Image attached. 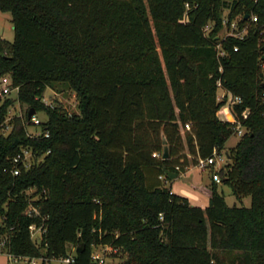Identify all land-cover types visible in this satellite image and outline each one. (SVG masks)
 I'll list each match as a JSON object with an SVG mask.
<instances>
[{
    "label": "trees",
    "instance_id": "obj_1",
    "mask_svg": "<svg viewBox=\"0 0 264 264\" xmlns=\"http://www.w3.org/2000/svg\"><path fill=\"white\" fill-rule=\"evenodd\" d=\"M0 9L15 31L0 36V79L48 115L40 135L19 119L0 133V246L43 264L71 250V264H91L100 243L121 247L127 264H264V0H0ZM237 18L247 32L221 36ZM218 79L243 97L234 110L246 127L219 173L250 205L229 204L216 180L210 204H192L160 177L225 148L234 129L218 115ZM57 85L76 92L79 112L45 103ZM13 103H0V125ZM23 147L42 158L13 174ZM32 224L45 228L40 242Z\"/></svg>",
    "mask_w": 264,
    "mask_h": 264
},
{
    "label": "rangeland",
    "instance_id": "obj_2",
    "mask_svg": "<svg viewBox=\"0 0 264 264\" xmlns=\"http://www.w3.org/2000/svg\"><path fill=\"white\" fill-rule=\"evenodd\" d=\"M229 9H225V15L227 16ZM238 22V18L233 20ZM211 28V26H210ZM238 29V25H237ZM236 29V30H237ZM230 28L225 26L221 31L220 35L225 36L229 32ZM209 32V29L207 30ZM238 31V30H237ZM15 31L12 20V12L9 10L0 9V36L10 40L14 39ZM264 69V65H263ZM222 92V88H218V93ZM8 97V96H7ZM9 97L14 99V103L11 105L7 118L4 123L0 125V133L8 134L16 127L17 119H19L26 127L28 133L32 135H40L43 130V121L48 119L47 112L45 110H40L36 112V117L40 119V122H34L29 120L28 112L32 107L30 104L23 102L17 98V90H14ZM6 98V97H5ZM2 99L0 103L4 100ZM43 100L46 104L55 105L61 104L70 113L79 112V101L76 92L72 89H61V85L50 86L47 88ZM48 101V102H47ZM219 115L225 120L233 119L234 115L230 109L228 103L222 105L219 110ZM241 135L237 132H233L232 135L225 143V150H229L230 147L234 146L240 139ZM36 158L35 153H31L29 157L30 163H34L36 160H40L42 155H38ZM222 165V164H221ZM214 170L211 169H201L198 166H192L186 171H182L177 177L169 178L163 181L169 185L173 191L188 197L192 204L197 205H209L211 202L210 194L207 192V188L211 187L213 180ZM219 188L224 191L226 200L229 204L237 205H250L251 196L247 195L242 198H238L232 190V187L225 181L218 182ZM35 188H30L28 191L31 193ZM40 231H35L33 238L40 242L41 236ZM127 259V253L119 252L118 257H115V261H120L121 264H127L125 261ZM0 264H43V258L35 256V262L25 258H20L12 255L5 246H0ZM46 264H68L60 258H52L47 260Z\"/></svg>",
    "mask_w": 264,
    "mask_h": 264
},
{
    "label": "built area",
    "instance_id": "obj_3",
    "mask_svg": "<svg viewBox=\"0 0 264 264\" xmlns=\"http://www.w3.org/2000/svg\"><path fill=\"white\" fill-rule=\"evenodd\" d=\"M187 6L189 7V3H187ZM257 19L258 16L256 14H253L251 16V20L256 21ZM225 21H227V19H225ZM237 25L238 22L232 21L231 26L229 27L230 30L226 35L237 34L243 36L247 32V25H245L242 30H238V31L236 30ZM210 26L211 24H207V26L205 27L207 33H208L207 30L208 29L210 30ZM220 46L221 45L219 43L218 47ZM235 48L237 49L238 47L236 46ZM217 84H218V88L219 87L222 88V92L218 93V99L220 100L225 99L226 103L229 104L230 109L234 115L233 119L230 120L233 123L234 132H237L240 135L244 134L246 131V127L243 123L242 118L238 116L237 112L234 110L235 105L243 101V97L240 94H235L232 91L226 89L223 86L221 79H218ZM14 90H18V86H13L10 76L8 75L2 76V78L0 79V101L5 97L9 96ZM248 113H249V109H246L244 110L243 115L247 116ZM31 119L34 122H38V123L40 122V119L36 117V113L33 115ZM185 126L187 129H191L190 122H187ZM46 135H49L48 131L46 132ZM31 153H33V150L30 147H23L20 151H18L13 157V165L10 167V171L13 174H19L21 171V165H23L25 168H29L32 165V163H30L29 161V157ZM154 155H160V154L155 152ZM228 159L229 157L227 155V150H225V148L220 149L219 147L215 146L212 154L207 157L200 156L195 166H198L203 170L204 169L214 170L212 173L213 179L216 180L217 182H220L222 181V176L219 173V169L224 164H226ZM192 166L194 165H186L185 168H183L181 164H177L176 168L180 170L181 173L182 171H186L190 169ZM160 177L164 179L165 175H161ZM26 212L29 214L39 213V209L36 206L30 204ZM31 230H32V235H34L35 231H40V234H42L45 228L37 224H32ZM120 249L121 247L110 243L95 244L91 251V264H121L120 261L118 262L115 261V257H118ZM18 257L32 260L33 262H35V256L22 255ZM60 259H62L68 264L75 263L76 253L74 250H71L68 255L62 256L60 257Z\"/></svg>",
    "mask_w": 264,
    "mask_h": 264
},
{
    "label": "water",
    "instance_id": "obj_4",
    "mask_svg": "<svg viewBox=\"0 0 264 264\" xmlns=\"http://www.w3.org/2000/svg\"><path fill=\"white\" fill-rule=\"evenodd\" d=\"M246 18L249 17V14H246L245 16ZM36 113V108L35 107H31L29 109L28 112V118L31 119L33 117V115ZM227 155L230 158V154L227 151ZM171 156V151H170V144L168 142V138L167 136L163 133V150H162V157L163 158H169ZM164 171L166 172L167 175H169L170 178H175L179 175L178 171L172 170L170 167L168 166H164ZM85 248V243H81L78 246V250L82 251Z\"/></svg>",
    "mask_w": 264,
    "mask_h": 264
},
{
    "label": "crops",
    "instance_id": "obj_5",
    "mask_svg": "<svg viewBox=\"0 0 264 264\" xmlns=\"http://www.w3.org/2000/svg\"><path fill=\"white\" fill-rule=\"evenodd\" d=\"M220 110V109H219ZM219 110H218V115H219ZM219 117H221L220 115H219ZM222 118V117H221ZM223 119V118H222ZM214 180V179H213Z\"/></svg>",
    "mask_w": 264,
    "mask_h": 264
}]
</instances>
